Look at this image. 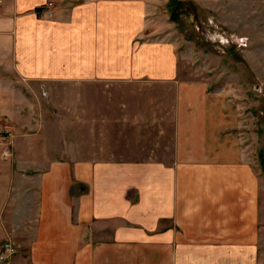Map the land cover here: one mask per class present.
Listing matches in <instances>:
<instances>
[{
  "label": "crops",
  "instance_id": "0c3cea01",
  "mask_svg": "<svg viewBox=\"0 0 264 264\" xmlns=\"http://www.w3.org/2000/svg\"><path fill=\"white\" fill-rule=\"evenodd\" d=\"M126 11L117 0H0V67L38 96L78 86L19 125L56 132L16 136L11 158L0 146V245L13 246L0 264H136L154 241L159 264H264V175L237 108L171 67L153 75ZM73 128L78 140H170L169 153L76 159L60 147Z\"/></svg>",
  "mask_w": 264,
  "mask_h": 264
},
{
  "label": "rangeland",
  "instance_id": "374dc122",
  "mask_svg": "<svg viewBox=\"0 0 264 264\" xmlns=\"http://www.w3.org/2000/svg\"><path fill=\"white\" fill-rule=\"evenodd\" d=\"M117 1L134 16L136 57L148 58L146 63L153 75L163 74L171 67L178 81H200L209 90L222 92L233 105V113L237 108L248 154L264 175V0ZM125 15L121 7L120 19ZM173 83L137 81L134 87L172 89ZM35 88L14 77L10 68L0 67V105L3 110L8 108L7 113H0V146L7 153L3 152L4 158L15 154L16 136L26 132H56L51 128L23 130L19 125L23 120L40 119L43 106L49 108V102L55 106V99L61 105L60 102L75 99L60 96L59 91L78 86L48 87L57 91L55 97L52 92L47 97L44 90L38 96ZM71 133L77 140H61L60 147L70 150L76 159L159 158L169 153L171 143L170 140H78L79 130L73 128ZM57 141L60 140H49L47 146L59 148ZM155 244L158 241L151 245L155 256H148L142 264H159ZM137 261L136 258V264H141ZM181 261L182 258L179 264H183Z\"/></svg>",
  "mask_w": 264,
  "mask_h": 264
},
{
  "label": "built area",
  "instance_id": "2783aa9c",
  "mask_svg": "<svg viewBox=\"0 0 264 264\" xmlns=\"http://www.w3.org/2000/svg\"><path fill=\"white\" fill-rule=\"evenodd\" d=\"M48 5H51V3L49 2ZM12 253H13V246L10 241H7L1 244L0 245V262L6 261Z\"/></svg>",
  "mask_w": 264,
  "mask_h": 264
}]
</instances>
